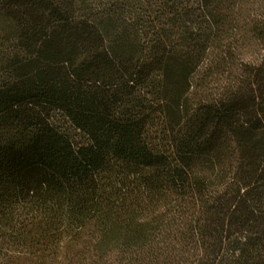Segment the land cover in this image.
<instances>
[{
    "label": "trees",
    "instance_id": "1",
    "mask_svg": "<svg viewBox=\"0 0 264 264\" xmlns=\"http://www.w3.org/2000/svg\"><path fill=\"white\" fill-rule=\"evenodd\" d=\"M0 264H264V0H0Z\"/></svg>",
    "mask_w": 264,
    "mask_h": 264
}]
</instances>
